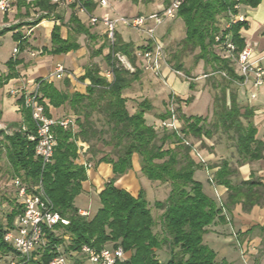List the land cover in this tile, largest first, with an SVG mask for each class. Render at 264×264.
<instances>
[{
    "label": "trees",
    "instance_id": "1",
    "mask_svg": "<svg viewBox=\"0 0 264 264\" xmlns=\"http://www.w3.org/2000/svg\"><path fill=\"white\" fill-rule=\"evenodd\" d=\"M80 1L88 12H92L96 6L93 0ZM131 1L137 4L139 1L147 3L151 0ZM261 1L184 0L177 11L176 17L183 22L184 37L179 42L180 48L173 55L174 68L182 69L180 53L193 52L197 48V53L193 55L195 62L202 60L204 67L210 65L212 72L219 74V78L212 84L214 88H219V92L214 95L210 119L206 116L185 115L179 105L171 109L167 103L165 110L157 113L156 118L166 121L175 117L181 125L179 128L161 126L159 129L146 122L144 114L152 109V105L145 98L137 102L136 109L130 112L122 92L136 79L138 70L131 72L125 68L116 54L126 55L131 60L136 55L133 43L123 41L117 31L113 46L107 44L109 51L106 59L113 74L111 81L99 74L97 67H87L80 77L81 80H89L84 93H69L58 89L46 78L37 79L40 100L43 102L46 98L54 107L67 103L75 115L76 126H52L56 145L51 161L44 165L35 154V141L26 138V132L20 129L21 126L4 136L7 140L6 155L15 176H19L29 186L41 180L55 211L68 219L66 225L59 222L54 225V231L48 232L50 244L42 251L37 263L47 264L56 253L55 246L67 241V251H79L83 244L96 250L104 246H119L127 255L117 264H230L226 259L217 260L216 252L204 243L203 235L213 222L226 223L223 209L230 211L232 206L240 203L242 210L249 211L254 205L264 204V183L253 176L246 180H234L238 174L237 167L230 160L221 159L212 180L226 186L227 194L218 205L203 191L202 183L194 178L195 170L202 165L192 157V143L186 144V141L188 137H193L201 140L203 145V138H213L216 132H220L226 134L230 145L234 147L238 156L237 166L264 156V137L257 138V128L252 121L254 108L238 101L234 86L243 77L238 74L234 61L226 55L222 44L226 36H230L235 54L243 49L246 44L241 30L248 28V22H231L230 15L240 13L246 7H257ZM15 4L17 8L24 6L25 14H28L29 8L43 12L29 22L0 29V35L13 31L12 38L18 46L22 40L18 28L24 24L38 23L42 18L54 14L58 6L57 2L51 0H16ZM72 6L75 7V4ZM239 6L243 8L239 9ZM220 17L226 18L225 27L220 26ZM69 20L76 33L89 34L88 27L76 15L71 14ZM215 45L220 46V53L215 51ZM79 46L68 37L62 39L59 25L56 24L51 31V48H44V51L65 53ZM149 47L143 44L138 49ZM14 63L12 58L6 61L10 69H13ZM12 76L13 73H8L4 78ZM169 99L180 102L178 97L169 96ZM23 111V124L28 131H34L29 110L24 108ZM94 114L96 118H93ZM97 122L100 124L97 125ZM93 140L109 146L110 150L96 157ZM80 143L87 144L91 152L87 160L108 163L113 173L99 191V207L90 217L80 213L74 204L82 191V182L87 179V167L79 160ZM134 154L138 156L140 171L146 178L169 186L166 198L153 202V206L161 210L157 220L151 213L143 191L133 195L115 185L117 177L132 168ZM8 202L12 209L6 214L5 223L11 226L21 206L15 198ZM157 224L160 229L154 231ZM259 227L264 230V226ZM253 228L251 226L245 232ZM59 230L63 233L58 234ZM3 233L4 224L0 221V254L11 250L3 240ZM64 235H68L67 240ZM162 246H166L169 254L164 261L156 256V250Z\"/></svg>",
    "mask_w": 264,
    "mask_h": 264
},
{
    "label": "crops",
    "instance_id": "2",
    "mask_svg": "<svg viewBox=\"0 0 264 264\" xmlns=\"http://www.w3.org/2000/svg\"><path fill=\"white\" fill-rule=\"evenodd\" d=\"M51 1L57 2L58 4L55 13L42 18L34 25L24 24L20 26L18 30L22 34L21 44L18 46L17 41H13V47H17V52L13 53L12 47L6 59L0 62V131L2 128H5L3 131L5 135H10L12 131L18 129V127L23 124V110L25 108L23 105V98L18 95L14 96L9 94L8 89L12 87L30 89L39 77H47L48 73L53 70L55 63L61 62L66 70L64 75L61 78H48V81H51L58 89L69 93L73 91L84 93L89 80L87 78L81 80L80 77L83 75L85 69L87 67H97L99 69V74L102 75V70L109 67L106 59L109 47L106 43L103 25L99 23L95 25L90 24L86 16L78 12L76 7L72 6L73 3L68 0ZM108 1L106 7L96 4L92 13L95 15L106 13L114 15L115 13H122V9L125 5L124 0ZM129 1L134 4L131 0ZM262 3L264 4V0H262L258 6ZM248 8L250 7H246L245 11L241 10L242 12H240L245 15V20L248 22V28L242 29L241 33L245 38V44L255 48L252 59H256L264 54V45L262 46L261 43L262 38L264 40V35L256 37V31L264 27V8L261 7L262 9L259 10H257L258 7L250 8L252 9V11H250L252 12L251 15H248L249 12L246 10ZM41 13L43 12H35L32 8H29L28 14H25L24 6L17 8L16 4H14L10 10L6 12V21L0 22V25L10 26L16 25L17 23L29 22L32 17ZM1 14L4 15L5 13ZM71 14L76 15L80 22L88 27L89 34L76 33L74 31L73 24L69 20ZM134 14L140 13L135 12ZM172 20L173 19L168 20L158 26L156 31L160 32L162 29H165V33L171 36L176 30ZM180 22L181 26H183V22ZM56 24L59 25L60 37L62 39L68 37L76 41L80 45L79 48L65 53L44 51V48H51V31ZM117 34L123 41L133 43L135 51L139 46L144 44V37H141L136 30L125 26H119ZM183 37L184 34L182 38ZM119 56L121 57L120 62L125 68L129 69L131 72L135 69L138 70L136 79H134L122 92V95L127 99V107L130 105V110L128 109L130 112L136 109L137 102L144 98L148 99L152 105V109L146 112L144 117L148 124L157 125L159 119L156 118V114L165 110L169 96H171V98L178 97L180 99L178 105L185 115L206 116L210 119L213 109V97L209 91L210 83L209 86L206 85L209 82L208 80L206 84L202 83L200 87H197L194 82L187 81L184 77L170 72L166 64L160 66L161 75L155 78V76L153 77L150 73L144 71L141 66L142 59L140 57L135 56L134 60H131L126 55L119 54ZM9 58L15 60L13 69H10L6 65V61ZM262 64L264 65V59L262 60ZM8 73H13V76L5 79L4 76ZM242 89L243 90L237 92L238 101L241 102L240 100L243 98L241 96H244L245 103L254 108L252 121L257 128V138L262 139L264 137V87L250 89L255 91L256 94L255 98L250 101L248 100V91L246 92L243 87ZM244 92L246 93L245 95H243ZM239 93L241 96H239ZM43 102L48 115L55 119H67L69 120V124H71L73 128H76L74 124L75 115L72 113L67 103L54 107L48 103L46 98L43 99ZM6 128L10 130L8 131ZM198 143H201V140H199ZM203 143V145H199L195 150L194 155L196 159L192 156L196 162L202 165L195 170L194 178L202 183L203 191L213 198L218 205L226 198L227 194L226 186L212 180L213 173L218 169V164L221 159L230 160V162L237 167L238 172L241 174V179L246 180L253 176L264 183V156L257 160L246 161L237 166L236 159L238 156L234 147L230 145L229 140L220 138L214 139L213 136V138L210 139L203 138ZM80 145H82L80 151H84V143H80ZM85 146H87V144H85ZM87 158L88 157L84 154H80L79 156L80 162L87 161L91 164V166L87 168V179L82 182V191L77 195L74 203L78 207L80 213H87L90 204L94 205V209L89 211L93 213L96 211L99 207L98 193L102 189L103 184L113 176L110 164L104 162L97 163L94 160L90 162ZM210 165L213 166L209 167ZM92 183L96 184V191L91 190L90 185H92ZM115 185L128 190L133 195H136L139 191H143L147 199L148 192L145 185L151 190H154L164 187L166 184L146 178L140 171L138 156L134 154L132 158V168L126 173L118 176L115 180ZM216 193L220 195L217 196ZM167 194H165L163 199L160 200L156 198L155 200L162 201L166 198ZM80 197L85 201L81 206L76 203V200ZM225 211L230 215L229 217L226 215ZM240 212L242 213L240 203L235 204L230 211L223 209L222 213L226 216V223L215 221L208 225L207 232L203 235L204 243H207L206 236L209 237L208 241L215 242L214 239L216 240L218 236L224 234V226L227 228V232L231 236L230 238L237 244L242 242V245L245 246L250 239H260L262 236L261 232L256 231V234L254 230H260L259 225H264L258 222H254L257 226H254L253 229L247 232L245 231L252 225L249 227L246 225L240 226L238 234H231L233 226L237 225L234 222V217H240ZM251 213H256L257 215L261 213L264 215V204L254 205L250 209V214ZM224 245L225 243L223 241V246ZM212 249L215 251L214 248Z\"/></svg>",
    "mask_w": 264,
    "mask_h": 264
},
{
    "label": "built area",
    "instance_id": "3",
    "mask_svg": "<svg viewBox=\"0 0 264 264\" xmlns=\"http://www.w3.org/2000/svg\"><path fill=\"white\" fill-rule=\"evenodd\" d=\"M75 4L78 12L84 14L90 24H102L105 29L107 44L111 47L115 43V33L118 26L130 27L144 36V46L149 48L137 49L135 55L142 59V68L145 71L157 75L160 73V66L166 64L164 45L159 40L156 27L176 17L177 11L184 0H168V2L158 11L147 14H136L132 17L125 15L102 14L95 15L88 12L80 0H68ZM97 5L106 7V0H93ZM16 0H0V13L10 10ZM237 7V5H235ZM231 22L245 20L243 14L230 15ZM226 55L234 61L236 70L243 77L236 84L256 89L264 87V65L262 60L264 54L256 59H252L254 53L250 45H245L241 51L234 55V44L230 36H226L223 41ZM17 52V47L13 48V53ZM40 53V52H39ZM121 61V57L116 54ZM167 65V64H166ZM65 67L61 62L55 63L53 70L48 73V78H61L65 73ZM179 73L178 71H175ZM224 75V73H222ZM103 76L111 81L113 78L110 67L106 69ZM39 82L36 80L30 89L12 87L8 89L9 94L23 98V105L29 110L31 120L34 124V131H28L22 124L20 129L26 132V138L35 141V154L42 160V165L51 161L53 149L56 145L55 136L52 133V126L59 124L67 127L69 120L55 119L46 114L45 106L40 100L38 90ZM255 91H248V98H255ZM173 109V108H171ZM175 117L166 121H159L160 126L174 127ZM159 126V125H158ZM87 168L91 166L89 162L83 161ZM12 185L15 188V200L21 206L20 212L16 215L11 226H5L3 240L11 247V250L3 254L8 264H22L31 262L41 256L42 251L50 244L49 231H54L53 227L57 223L66 225L68 219L60 216L55 211L51 199L47 196L39 180L33 186L26 184L19 176L12 178ZM83 214V213H82ZM64 244V243H63ZM63 244H57L56 253L48 260L47 264H71L70 259L62 250ZM89 264H117L124 259V252L121 247L104 246L99 250L83 244L77 251Z\"/></svg>",
    "mask_w": 264,
    "mask_h": 264
},
{
    "label": "rangeland",
    "instance_id": "4",
    "mask_svg": "<svg viewBox=\"0 0 264 264\" xmlns=\"http://www.w3.org/2000/svg\"><path fill=\"white\" fill-rule=\"evenodd\" d=\"M165 1L166 0H151L150 2L147 3H143L142 1H139L136 5L130 3L129 0H124V7L122 9V13H113L114 15H125L128 17H132L134 16L135 12L137 13H143V14H147L150 13L152 11H158L160 10L164 5H165ZM108 0H107V4H108ZM257 10L264 8V4L262 3L260 6H257ZM262 7V8H261ZM242 6H239V9H242ZM251 8V7H250ZM246 9L248 10V15L252 14V9ZM256 8V7H255ZM243 11H245V8H243ZM241 14V13H240ZM5 16V18H4ZM249 17V16H248ZM36 18V16L32 17L30 20ZM29 20V21H30ZM2 21H6V12L4 15H2L0 13V22ZM173 26L176 29L171 36L167 35L165 33V29H162L160 32H157V36L158 38L161 39L163 45H164V51H165V57L164 59L166 60V64L167 67L169 68V71L172 72L175 75L184 77L185 80L190 81V82H194L197 87H200V84L202 83H207V80L209 81L206 85L209 86L210 83V88L209 91L212 95V97L214 98V95L216 93L219 92V88H214L213 86H211L218 78H219V74L217 72H212V68L210 65H207L206 67H204V62L202 60H199L198 62H195L194 60V53H197L198 49L196 48L193 52L190 51H184L182 53H180V62L182 63V69L178 70L175 69L173 66V55H175V53L178 51V49L180 48V40L182 39L183 36V31H184V26H181V19L179 17H175L173 18ZM220 22V26L221 27H225V22H226V18L225 17H220L219 19ZM163 24V23H162ZM121 26V25H119ZM118 26V27H119ZM160 26V25H159ZM3 27H8V26H3L0 25V29ZM130 28V27H127ZM132 29V28H130ZM158 29V26L156 27V30ZM134 30V29H133ZM138 32V31H137ZM140 34V33H139ZM261 35H264V27L260 28L259 30L256 31V37H260ZM141 37H144L142 34H140ZM13 38H12V32L11 30L4 32L3 34L0 35V62L4 61L6 59V57L8 56L10 50L13 47ZM262 42V46L264 45V40L262 38L261 40ZM251 46V45H250ZM15 47V46H14ZM13 47V48H14ZM253 48L254 51V47L251 46ZM214 49L216 52L220 53V46L219 45H215ZM234 55H236L234 53ZM203 65V66H202ZM108 67L104 68L102 70V73L106 72V69ZM145 71V70H144ZM161 71V70H160ZM175 71H178L179 73H176ZM148 73L151 74V76H155L158 77L161 75V73L155 75L153 73H151L150 71H146ZM204 84V86H205ZM237 89V92H239L240 90H243L242 87L238 84L234 85ZM204 88V87H203ZM206 88V87H205ZM245 88V91H249L250 90V86L248 85L247 87H243ZM204 91V90H203ZM246 93L244 92L243 95H245ZM239 96H241V94L239 93ZM243 98H241V103H245V98L244 96H241ZM248 100L250 101V99L248 98ZM248 101V102H249ZM130 106V105H129ZM128 106V107H129ZM168 106L171 108H175L178 106V103H176L174 100L171 101L170 99H168ZM130 110V107L128 108ZM97 115L94 114L93 118H96ZM174 123V127L173 128H179L181 125V122L175 118V120L173 121ZM100 123L97 122V125H99ZM159 125V126H158ZM157 127H159V129L161 128L160 126V122H158V124L156 125ZM1 127V126H0ZM168 129H170V127H167ZM172 128V127H171ZM5 128H2L0 131V221L4 224V228L6 226V214L12 209L11 205H9L8 201L12 200L15 198V188L12 185V178L15 176V173L13 171V168L11 166V163L8 160V157L6 155V147L5 144L7 142V140L4 138L5 133L3 132ZM8 131L10 129L6 128ZM7 131V132H8ZM107 138V137H106ZM227 139L226 134L224 133H220V132H216L214 134V139ZM199 139H195L193 137H188L186 144H190L192 143V149H191V155L196 159L195 157V150L197 149V147L199 145H201V143H198ZM94 148L96 151V157H100L103 153H107L110 150L109 146H104L102 145V143L100 141H94ZM85 148L84 151H80L79 152V156L80 154H84L86 157H90L91 156V152H89V148L87 146H84ZM113 156V155H112ZM90 162H92L89 159ZM87 162V161H86ZM241 178V174L238 172L237 177L234 180H239ZM166 187V189H165ZM91 190L96 191L97 186L96 184L92 183V185H90ZM145 188L147 190V200L149 202V206L151 208V213L154 216V218L157 220L159 218V214L161 213V210L155 208L153 206V202L155 201V199H163L165 194H167V192L169 191V186L166 184L164 185V187L158 188V189H154L151 190L148 186L145 185ZM146 193V192H145ZM146 195V194H145ZM216 195H220L217 194ZM85 201L83 200V198L81 199V197L76 200V203L81 206L82 203H84ZM263 206V205H262ZM234 206H232L233 208ZM262 208V207H261ZM89 210H93L94 209V205L90 204V206L88 207ZM87 211V213H83L85 215H87L88 217H90L93 212L92 211ZM261 211V210H259ZM247 212V213H244ZM226 215L229 217L230 215L225 211ZM249 213V215H248ZM240 217L235 216L234 217V222L237 224L236 226H233L232 232L231 234H238V229L240 226H244L246 225L247 227L249 226H257V224H255L254 222H258V223H262L264 225V215L260 214H256V213H251L250 214V210L249 211H244L242 210V213H239ZM242 214V215H241ZM247 218V219H245ZM225 230H224V234H222L221 236H218V238L214 241L215 242H210L208 241V236H206V244H208L210 247L214 248L215 251L217 252V260H222V259H226L228 262H230V264H264V230H254V232H261V238L260 239H250L248 240L247 245L243 246L242 242H240V244L235 243V241H233L230 237V234L227 232V228L224 226ZM160 226L159 224H157L154 227V231H159ZM256 232V234H257ZM58 234L63 233L62 230L57 231ZM67 236L68 235H64V239L67 240ZM229 238V240H228ZM223 241L225 243V245L223 246ZM67 241L66 243L63 244L62 250L65 251L66 256L68 257V259H70L71 264H89L85 261V259L76 251V250H70L67 251L65 250ZM246 247V248H245ZM125 256L127 254H124ZM168 249L166 248V246H162L160 249L156 250V256L159 260L164 261L167 257H168ZM222 256H226V257H222ZM40 258V256H38V259ZM38 260H35L33 263L34 264H39L37 263ZM0 264H8L6 261V258L3 257V254H0Z\"/></svg>",
    "mask_w": 264,
    "mask_h": 264
}]
</instances>
